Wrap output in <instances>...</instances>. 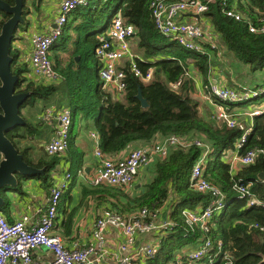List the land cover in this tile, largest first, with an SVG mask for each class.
<instances>
[{"label":"trees","instance_id":"1","mask_svg":"<svg viewBox=\"0 0 264 264\" xmlns=\"http://www.w3.org/2000/svg\"><path fill=\"white\" fill-rule=\"evenodd\" d=\"M151 1L91 0L87 6L73 10L49 50V59L59 78L48 85L33 81L29 76V64L18 63L19 51L10 46V55L13 57L11 70L18 76L16 88L20 92H29L30 96L20 106L25 124L8 130L6 135L27 164L39 169L45 167L44 174L33 177L40 180L45 190L51 187L49 173L62 156L70 161L73 179L82 170V152L78 153L77 146L73 144V132L78 123L76 132L93 121L100 150L108 157L117 155L133 142L148 145L160 136H202L213 150L205 165L204 175L225 194L227 202L221 213L214 214L206 223V230L188 225L181 213L184 208L195 209L208 202L207 194L188 187L192 163L200 151L195 145L187 149L175 147L166 157L156 160L152 165V179L137 194H129V187L102 183L96 186L87 184L82 189V196H88L103 205L104 209L124 216L145 209L148 221L167 207L171 226L166 227L165 234L151 244L154 254L144 257L137 264H167L176 253L180 254L177 256L181 264H260L264 257V207L247 206L245 199L236 197L232 186L237 182H253L250 191L264 203V183L258 180V175L264 173V155L258 153L252 163L241 167L236 175L232 174L229 164L220 159V152L226 148L234 150L233 144L242 133L240 125L245 121L241 120L240 125L228 127L226 123L214 120V107L209 111V107L203 106L206 112L200 111V101L194 96L198 92L190 69L193 68L202 78L205 96L225 107L257 100L264 95V89L246 100L220 102L209 89L210 72L214 70L209 56L185 49L171 37L159 33L153 22ZM224 1L229 8L234 7L239 11L243 19L236 21L228 17L222 10ZM263 8L264 0H212L204 13L207 18L205 20L219 35L222 44L238 60L250 65L253 71L264 67V32H250L248 25L261 26L258 12ZM115 12H119L125 22L134 26L131 39L135 38L143 51V55H135L133 59L139 75H136L128 59L123 60L118 67L124 73L125 81V88L118 98L103 88L95 56V49L101 43L99 37L106 31ZM8 17L0 10V27ZM191 20L197 21L194 18ZM206 39L200 44L209 50L212 48L209 42L211 38ZM50 54H53L52 59ZM149 69H153V76L149 81H144L143 77ZM176 82H180L179 86L172 88ZM138 88L148 103L147 108H141L136 98ZM38 100L47 101L41 106L43 110L40 115L47 107L55 110L69 109L72 128L69 146L63 154L48 155L45 152L47 156L43 153L34 160L33 147L24 145L22 140L36 135L38 139L44 137L40 125L45 121L41 123L43 120L27 118L21 108L32 107ZM252 122L251 131L239 148L240 153L251 149L264 150V112L253 116ZM51 127L55 131V122ZM26 178L18 175L17 186L7 189L24 195L21 180ZM1 196L5 202L3 208L7 210L9 200L4 190ZM206 240L211 244L207 255L191 261L188 252Z\"/></svg>","mask_w":264,"mask_h":264},{"label":"built area","instance_id":"2","mask_svg":"<svg viewBox=\"0 0 264 264\" xmlns=\"http://www.w3.org/2000/svg\"><path fill=\"white\" fill-rule=\"evenodd\" d=\"M212 0H152L150 3L151 14L156 29L162 35L171 37L177 44L185 49L205 53L208 56L212 50L206 49L200 43L206 41L205 27L199 24L206 18L204 15L208 9V4ZM90 0H61L59 5V15L55 20V27L48 31H37L31 35V55L29 58L30 77L38 84L54 83L59 76L53 70L49 59V50L53 42L60 36L62 27L67 21L68 15L77 7L87 6ZM223 11L228 16L236 21L242 20L243 15L234 7L229 8L226 2H223ZM185 14H190L191 18L197 17V21L183 20ZM258 21L262 24L257 27L251 23L248 25L250 32H264V8L258 12ZM196 19V18H195ZM207 19V18H206ZM134 26L131 23L125 22L119 12H115L111 18V22L106 30V35L101 34V41L95 49V56L98 63V75L102 81L103 88H109L120 92L125 88L124 73L118 68L123 60H130L136 75H139V70L133 62L135 55L130 49V40L134 34ZM210 42V41H209ZM211 43V47L215 45ZM206 50L208 52H206ZM153 69H149L143 77L144 81H149ZM180 82L172 85V88H177ZM211 93L219 99V101H228L235 103L238 101L249 99L257 95L261 90L252 92H244L242 94L234 91V88L220 86V83L210 81ZM203 91V90H202ZM249 93V94H248ZM204 97L205 94L203 93ZM245 98V99H244ZM215 112L213 118L219 123H226L228 127L238 125V117L245 113H239L237 109H232V106L220 105L215 102ZM263 110L250 112L249 120L246 124H241L242 133L234 142V150L228 148L222 149L220 159L226 161L232 174L236 175L237 171L246 165L252 163L258 153L264 155V150L251 149L244 153L239 152V148L246 141V136L250 133L252 127L251 118ZM55 119L56 128L53 136L45 145V152L48 155L63 154L68 146L71 136L72 117L69 109L55 110L53 107H47L43 111V121L49 125H53ZM92 139V147L94 155L98 161L94 170L87 177L83 170L78 171L77 176L84 177L89 185H99L105 183L107 185H117L129 187L138 171L145 167L147 168L154 159L166 157L171 149L180 147L187 149L191 145L199 148V154L192 163L190 170L188 187L193 191L207 194L208 202L205 206L195 209L184 208L182 215L185 221L190 226H198L202 230H206V223L214 214H220L225 208V194L221 190L210 183L205 175V165L213 150L210 143L200 136H185L177 137L174 135L162 137L155 142L142 145L137 148L129 149L124 156L108 157L104 155L99 147V138L97 133L89 134ZM237 149V150H236ZM73 179L71 172H66L64 181L59 185L50 189L47 202L44 208L38 210V216L35 221L30 223L27 215L20 219L9 222L0 210V264H87L91 249L89 248H67L63 244L60 235L52 232L55 221L58 217V208L61 200V194L68 187L67 183ZM75 181V179H73ZM253 182L234 183L232 189L236 192L238 199H245L247 206L262 205L264 203L250 191ZM264 183V179H263ZM148 213L145 209L138 213L128 216L121 215L115 211L104 209L101 215L94 223L93 238L102 243V235L106 228L114 227L121 232L124 242L120 246V250L125 251L130 246L134 237L138 233H148L159 230L165 234L164 229L171 226V221H161L155 223L153 219H148ZM156 215H153V218ZM100 245H97L100 249ZM218 245H221L218 242ZM211 247L210 241L206 240L199 243L194 249L188 252L191 261H196L207 255ZM39 248H45L51 254L50 259L37 258L34 251ZM154 248L152 245H144L138 249L136 253L128 254L122 257L119 264H137L144 257L152 256ZM179 253H176L174 259H171L167 264H181Z\"/></svg>","mask_w":264,"mask_h":264},{"label":"crops","instance_id":"3","mask_svg":"<svg viewBox=\"0 0 264 264\" xmlns=\"http://www.w3.org/2000/svg\"><path fill=\"white\" fill-rule=\"evenodd\" d=\"M60 3L61 0H41L38 5L36 4V0H27V2L24 3V22L19 25V28L17 29L15 34V38L11 44L13 49H17L19 51L18 63H26V60H29V56L31 55L32 51L30 42L31 35L37 31H48L55 26V20L59 15ZM195 18L197 20L196 16H194V19ZM182 19L191 20L190 14H185ZM202 22L204 23L205 21H199V23L204 25ZM57 52H60V50ZM211 75L214 76L213 78L218 83H220L219 78L223 77L222 75L221 77H218V75L216 76V74L214 75V73ZM193 80L195 82L197 92L199 93L202 90V83H198L194 78ZM108 91L112 93L113 97H120L115 93L116 91H114L113 89L109 88ZM198 93L194 94L195 98ZM46 102V100L43 102H39L36 110H34L36 104H34V106L32 107H29L28 112L26 113L28 115V118L33 117L34 119L32 120H43V113L42 115H40L43 110L41 109V106L45 105ZM204 104L205 105L203 106L209 107L208 102ZM43 122L44 121H42L41 123ZM54 122L55 119L53 120V123ZM92 122H89V124H93ZM45 126L46 130L48 128V124ZM80 128L78 129L77 133H81ZM53 132L54 128L51 127V135L53 134ZM51 135L44 141L43 144L38 143L39 140H42L43 137L39 138L38 142L34 143V146L29 144L31 147H33L32 156L34 160H36L39 155L43 153L45 154L44 147L46 143H48L51 139ZM36 138L37 135L36 137H33V139L32 137L28 139L29 141L33 142L34 140H36ZM161 138L162 136L157 137L156 140H160ZM22 142L26 141L22 140ZM73 144L77 146L78 153L82 152V169L84 175L87 177L92 173L98 161L93 152L94 150L92 147V139L90 138L88 133H82V135L79 137V140L76 142L74 140ZM142 145H144V143L133 142L117 155L124 156L129 149L137 148ZM117 155L114 156L117 157ZM45 156L47 155L45 154ZM65 157L62 156L59 162L54 165V167L50 171L49 174L51 176L52 185L47 190H45L41 186L39 179L28 177L21 180V187L24 191V195L15 190H9L7 192L6 196H8L7 198L9 200L8 208L7 210H4L3 204L2 206H0V209L2 214L8 221H16L24 215H27L29 217L30 223L35 221L36 217L38 216V210L44 208L46 205L50 189L59 185L60 182L64 181L66 172H71L70 161L67 157ZM156 160L158 159H154V161L147 168L142 167L138 171L137 176L135 177L133 183L131 184V186H129V189L127 191L129 194L132 195L139 193V191L142 190L148 182H150L153 177L151 165H153ZM82 178L81 176H77V178H75V182L73 180H70L67 183L68 187L62 192L63 196L58 208V217L55 221L52 232L61 236L63 244L67 248L73 249L79 247L91 249L87 264H119V261L122 257H125L131 253H136L138 249L144 245H151L155 241H158L160 239V236L163 235V233H161L159 230L148 233H138L135 235L133 243L127 247V250L122 251L120 250V246L124 242V238L121 232L117 228L108 227L102 235V243L100 245V241L93 238V231L94 223L96 219L101 215V212L104 210V206L97 204L96 200L88 198V196H84L85 198L82 196V189L88 184ZM167 212L169 211H167V207H165L156 214V217L153 218V221L155 223L166 221L168 219ZM69 215L71 216L69 217ZM97 245H100L102 249H100ZM34 255L35 257L41 259L51 258V254L47 252L45 248L36 249L34 251Z\"/></svg>","mask_w":264,"mask_h":264},{"label":"water","instance_id":"4","mask_svg":"<svg viewBox=\"0 0 264 264\" xmlns=\"http://www.w3.org/2000/svg\"><path fill=\"white\" fill-rule=\"evenodd\" d=\"M41 0H36L38 5ZM27 0H13L8 3L0 0V10L9 17L0 27V206L4 204L1 191L7 193V188L14 189L18 184V175L34 177L42 175L45 167L36 168L27 164L22 154L11 139L6 135L8 130L15 126H22L25 120L20 114V106L30 96L29 92L17 90L18 76L12 73L11 64L13 57L10 55V46L15 38L19 25L24 22L23 5ZM79 57H76L78 60ZM136 98L141 108H147L148 103L142 96L140 88ZM264 173L258 175V180H263ZM264 263V257L260 264Z\"/></svg>","mask_w":264,"mask_h":264},{"label":"rangeland","instance_id":"5","mask_svg":"<svg viewBox=\"0 0 264 264\" xmlns=\"http://www.w3.org/2000/svg\"><path fill=\"white\" fill-rule=\"evenodd\" d=\"M203 21H205L201 26L205 27L206 30V36L205 39L207 37H210L211 39L213 38V40H209L210 42H212L215 47L209 49L212 50V52H210L209 54V61H211L213 63V68L214 70H212V72H210L211 74L214 73V75L216 74V76L218 75V77H221V75L223 77L219 78V82H220V86L223 87H227V88H234L236 92L242 94L244 92H252V91H258L260 89V87L264 84V67L262 69H258L253 71L250 67V65H248L245 62H242L240 60H238L233 53H231L230 50L227 49V47L222 44L220 38L217 36V34L213 31V29H211V26L209 25L208 21H206L205 19H203ZM210 30V31H209ZM208 40V39H206ZM130 49L133 52L134 55H143V51L140 49V47L137 45L136 39L133 38L130 40ZM206 52H208L206 50ZM53 54H50V58L52 59ZM67 57V56H64ZM30 58V56H29ZM29 63V60H26V63ZM191 75L192 77L198 82V83H202V78L199 76V73L195 72L193 70V68L190 69ZM210 74V78L212 80L213 83H217V81L213 78L214 76H212ZM153 76V74L151 75V77ZM151 79V78H150ZM218 80V79H217ZM200 81V82H199ZM258 88H256V87ZM117 95H119V93L116 91L115 92ZM249 94V93H248ZM253 97V96H252ZM196 99H198L200 101V109L203 113L206 112L205 108H203V105H205L204 103H209V111L211 110L210 107H215V103L212 102L211 98L209 97H205L203 96V92L202 90L196 95ZM245 99V98H244ZM42 100H38V102L35 105L34 110H36V108L38 107L39 102H41ZM232 109H237L239 110L238 112L241 113H245L243 116L238 117V125L241 124V120H244L245 122L242 124H246V122L250 119L248 113L250 112H255V111H260L264 109V95H262L259 99L257 100H248L239 104H236L235 106H232ZM216 108V107H215ZM214 108V109H215ZM22 109V113L24 115H27L26 113L28 112V107H23ZM209 113V112H208ZM207 113V115H208ZM261 113H258L257 115H260ZM255 116V115H254ZM28 118V115L26 116ZM209 117V115H208ZM210 121L211 119L208 118ZM44 122L42 125H40L41 130L44 132L45 136L42 138V140H39L38 138H36V140L29 141L28 137H26L24 139V141L26 142H22L24 145H33L35 142H39L40 144H43L44 141L49 138V136L51 135V126L48 124V128L45 130V125H47V123ZM79 124V123H78ZM78 124L75 127H78ZM74 130L73 132V138L76 141L79 140V137L82 135V133H88V135L91 132H96L94 131V125L93 124H88L86 127L80 128L81 133H77ZM54 134V132H53ZM52 134V135H53ZM51 135V137H52ZM33 139V138H32ZM20 144V143H19ZM45 150V148H44ZM151 171H152V165H151ZM9 194V193H8ZM11 194V193H10Z\"/></svg>","mask_w":264,"mask_h":264},{"label":"clouds","instance_id":"6","mask_svg":"<svg viewBox=\"0 0 264 264\" xmlns=\"http://www.w3.org/2000/svg\"><path fill=\"white\" fill-rule=\"evenodd\" d=\"M91 1V0H90ZM88 5V4H87ZM111 22V21H110ZM110 24V23H109ZM109 26V25H108ZM108 26H107V28H108ZM55 27V26H54ZM107 30V29H106ZM102 34H104V35H106V31H104V33H102ZM264 86H262L261 88H263ZM120 96V95H119ZM263 113V112H262ZM261 115V114H260ZM257 116V115H256ZM212 118V117H211ZM251 120H252V118H251ZM83 170V169H82ZM26 177H29V176H26ZM30 178H32V177H30ZM264 179V178H263ZM7 194V193H6ZM62 196H63V193L61 194V198H62ZM61 201V200H60ZM1 210V209H0Z\"/></svg>","mask_w":264,"mask_h":264}]
</instances>
